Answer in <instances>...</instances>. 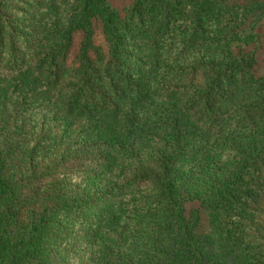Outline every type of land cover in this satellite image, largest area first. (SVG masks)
Segmentation results:
<instances>
[{"label":"trees","instance_id":"trees-1","mask_svg":"<svg viewBox=\"0 0 264 264\" xmlns=\"http://www.w3.org/2000/svg\"><path fill=\"white\" fill-rule=\"evenodd\" d=\"M262 31L264 0H0V264H264Z\"/></svg>","mask_w":264,"mask_h":264},{"label":"rangeland","instance_id":"rangeland-1","mask_svg":"<svg viewBox=\"0 0 264 264\" xmlns=\"http://www.w3.org/2000/svg\"><path fill=\"white\" fill-rule=\"evenodd\" d=\"M125 2L128 0H124ZM123 2V0H118V4H121ZM264 32V31H262ZM259 47V53L261 54V58H260V67L259 70L260 72H264V37L261 39L260 44H258ZM75 55V53L72 54L71 58H73ZM197 206L196 203H189L188 204V208H191L193 206ZM199 234L201 235V237H205L206 235H208V222H207V216L206 213H203V218H202V224L200 226V229L198 230Z\"/></svg>","mask_w":264,"mask_h":264}]
</instances>
